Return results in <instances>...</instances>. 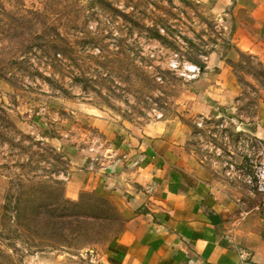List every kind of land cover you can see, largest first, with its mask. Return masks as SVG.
Instances as JSON below:
<instances>
[{
    "label": "rangeland",
    "instance_id": "rangeland-1",
    "mask_svg": "<svg viewBox=\"0 0 264 264\" xmlns=\"http://www.w3.org/2000/svg\"><path fill=\"white\" fill-rule=\"evenodd\" d=\"M219 24L194 0H0V264H116L119 216L82 215L76 226L85 234L70 233L66 201L96 212L93 192L67 197L80 168L71 157L94 170L153 121L178 117L195 127L191 82L167 62L177 53L202 66L226 41ZM236 58L228 62L240 87L236 112L251 120L264 99V71L249 55ZM228 137L227 146L239 140ZM40 199L56 209L34 229Z\"/></svg>",
    "mask_w": 264,
    "mask_h": 264
},
{
    "label": "crops",
    "instance_id": "crops-1",
    "mask_svg": "<svg viewBox=\"0 0 264 264\" xmlns=\"http://www.w3.org/2000/svg\"><path fill=\"white\" fill-rule=\"evenodd\" d=\"M194 1L207 5L226 39L213 45L190 85L187 113L208 124L198 129L178 117L153 121L94 170L71 157L73 169L80 168L67 182V197L93 192L109 199L124 220L112 245L116 264H264L260 198L223 166L226 160L247 166L239 142H264V99L251 120L237 115L240 87L228 65L246 54L264 71V0ZM231 134L239 140L227 146Z\"/></svg>",
    "mask_w": 264,
    "mask_h": 264
},
{
    "label": "built area",
    "instance_id": "built-area-1",
    "mask_svg": "<svg viewBox=\"0 0 264 264\" xmlns=\"http://www.w3.org/2000/svg\"><path fill=\"white\" fill-rule=\"evenodd\" d=\"M167 67L170 71L189 82L198 79L202 74L200 65L181 59L177 53L169 56ZM155 118L160 120L162 114H155ZM194 123L198 129L204 128L203 119L198 118ZM238 151L244 154L247 166L237 167L229 160H226L223 166L228 173L234 174L235 178L241 180L251 193L259 196L261 206L264 208V142L247 138L238 143ZM240 254L244 256L246 252L240 250Z\"/></svg>",
    "mask_w": 264,
    "mask_h": 264
},
{
    "label": "trees",
    "instance_id": "trees-1",
    "mask_svg": "<svg viewBox=\"0 0 264 264\" xmlns=\"http://www.w3.org/2000/svg\"><path fill=\"white\" fill-rule=\"evenodd\" d=\"M92 195L96 198V200H94L95 201V211L96 212H95V215L92 214L93 216H90V215H87V214L85 215V214H83V212L81 213L80 210H82V209H80V207H79V202H74L72 200L66 201V204L70 205L71 209L74 208L72 210L70 209V211L68 213V220H69L68 221V225L70 227V233H72V231L74 232V234L78 233L80 231V229L82 231V228H80L81 226H76V224H79L78 219L82 215H84L83 217L85 219H88V218L92 217L93 219H97V220H99V219L106 220V219L111 218L115 222L117 220V217L119 216L118 218H120V221L122 222V224L124 223V220L121 217V215L119 214V212L117 211L116 207L114 206V208H113V206L108 201L109 199H107L105 197H102V196H99V195H96V194H93V193H92ZM89 201H91V200L89 199ZM75 208H78V210H76ZM48 209H50V210H48ZM55 209H56L55 204H48V202H45V201L40 199L39 202L34 207V210H33V212H34L33 214L35 216L32 214V216L29 218L34 223L33 228L35 229L37 226L42 228L41 224H42V220H43V216H44L45 212H46V214L48 213L49 215L52 216L53 215L52 213L54 212ZM89 210H90V207H89ZM98 212H99V214L96 215ZM113 212L116 215H114ZM24 221H28V219L25 218ZM31 221H30V223H31ZM47 224H50L49 221L47 222ZM83 224H86V223H83ZM82 232H83V235H84L85 234V230H83ZM33 233L36 235L35 232H33Z\"/></svg>",
    "mask_w": 264,
    "mask_h": 264
}]
</instances>
